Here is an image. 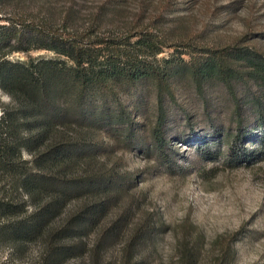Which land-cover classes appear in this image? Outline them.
Instances as JSON below:
<instances>
[{"label":"rangeland","instance_id":"1","mask_svg":"<svg viewBox=\"0 0 264 264\" xmlns=\"http://www.w3.org/2000/svg\"><path fill=\"white\" fill-rule=\"evenodd\" d=\"M51 1L57 18L73 7L80 28L95 22L101 35L130 42L149 35L161 52L144 56L161 74L173 73L161 92L156 81L142 80L98 94L65 170L84 186L57 222L88 207L96 219L84 236L87 252L62 264L86 263L99 240L97 264H126L130 256L182 264L184 248L195 264H264V81L236 57L246 50L264 56V0ZM1 3L0 21L39 7ZM29 55L54 57L32 50L6 58ZM208 57L227 60V78L197 81L190 68ZM0 100L8 101L1 91ZM41 242L18 253L0 240V264H39Z\"/></svg>","mask_w":264,"mask_h":264},{"label":"trees","instance_id":"2","mask_svg":"<svg viewBox=\"0 0 264 264\" xmlns=\"http://www.w3.org/2000/svg\"><path fill=\"white\" fill-rule=\"evenodd\" d=\"M1 2L39 7L0 21V91L8 98L0 100V178H6L0 184V240L18 253L41 240L39 264H62L87 250L84 236L96 219V210L88 207L57 222L68 199L84 186L67 178L65 170L76 159L73 140L80 139L83 124H91L98 94L142 80L156 81L161 92L173 73L161 74L144 56L161 52L149 35L130 42L101 35L95 22L80 28L73 7L62 8L57 18L51 0ZM32 50L50 51L54 57L6 58ZM236 57L246 61L250 76L264 81V56L246 50ZM228 66L221 57H208L190 69L201 81L219 73L227 78ZM163 116L160 105L157 129ZM22 151L30 158H23ZM101 246L99 240L90 249L92 258L82 264H97ZM182 252V264H195L192 251ZM127 259L126 264H142L133 256Z\"/></svg>","mask_w":264,"mask_h":264}]
</instances>
